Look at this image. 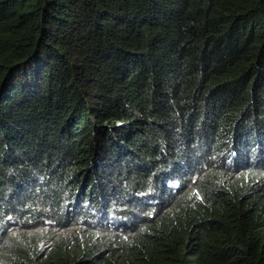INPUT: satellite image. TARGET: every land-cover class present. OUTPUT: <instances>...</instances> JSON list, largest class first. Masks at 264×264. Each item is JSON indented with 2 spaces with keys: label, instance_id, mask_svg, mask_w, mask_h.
<instances>
[{
  "label": "trees",
  "instance_id": "obj_1",
  "mask_svg": "<svg viewBox=\"0 0 264 264\" xmlns=\"http://www.w3.org/2000/svg\"><path fill=\"white\" fill-rule=\"evenodd\" d=\"M0 264H264V0H0Z\"/></svg>",
  "mask_w": 264,
  "mask_h": 264
},
{
  "label": "clouds",
  "instance_id": "obj_2",
  "mask_svg": "<svg viewBox=\"0 0 264 264\" xmlns=\"http://www.w3.org/2000/svg\"><path fill=\"white\" fill-rule=\"evenodd\" d=\"M99 195L100 196L98 200L101 201V204L94 205L91 201L87 203L89 209H91L92 212L95 214L94 215L95 222L101 221L102 223L104 222L108 225L120 226L121 222L126 221L125 219L124 220L120 219V215L116 211H114V209L112 210V207L110 208L111 205L110 206L106 205V197L104 193L100 192ZM105 207H109L110 210L105 209Z\"/></svg>",
  "mask_w": 264,
  "mask_h": 264
}]
</instances>
